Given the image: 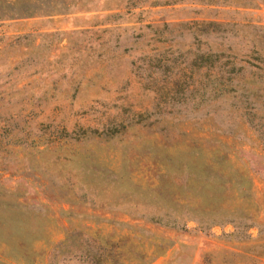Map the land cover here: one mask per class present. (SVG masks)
<instances>
[{
  "label": "rangeland",
  "instance_id": "obj_1",
  "mask_svg": "<svg viewBox=\"0 0 264 264\" xmlns=\"http://www.w3.org/2000/svg\"><path fill=\"white\" fill-rule=\"evenodd\" d=\"M261 126L264 0H0V264H264ZM196 168L259 225L159 223Z\"/></svg>",
  "mask_w": 264,
  "mask_h": 264
},
{
  "label": "trees",
  "instance_id": "obj_2",
  "mask_svg": "<svg viewBox=\"0 0 264 264\" xmlns=\"http://www.w3.org/2000/svg\"><path fill=\"white\" fill-rule=\"evenodd\" d=\"M256 132H259L260 139L264 143V126L257 128ZM229 157L226 156L228 161ZM192 183L199 188V192L193 198L194 200L191 202L180 200V211L175 215L164 213L159 216V223L180 227L185 226L187 222L194 221L201 230L211 229L221 223H233L237 232H246L259 225L257 217L253 216L250 210L233 208L234 206L229 204L230 199L235 202L255 203L254 182L250 176L235 172L234 175L228 177L213 174L210 169L196 168ZM200 200L201 202L205 200L209 208L201 211L197 207V201ZM213 205L218 207L217 211H214Z\"/></svg>",
  "mask_w": 264,
  "mask_h": 264
}]
</instances>
